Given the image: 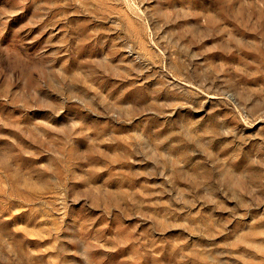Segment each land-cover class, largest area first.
<instances>
[{"label":"rangeland","instance_id":"374dc122","mask_svg":"<svg viewBox=\"0 0 264 264\" xmlns=\"http://www.w3.org/2000/svg\"><path fill=\"white\" fill-rule=\"evenodd\" d=\"M0 264H264V0H0Z\"/></svg>","mask_w":264,"mask_h":264}]
</instances>
